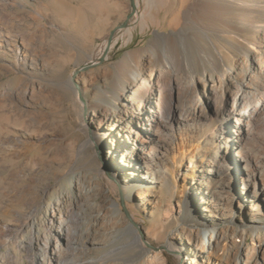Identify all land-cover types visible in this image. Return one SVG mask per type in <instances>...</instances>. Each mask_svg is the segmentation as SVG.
<instances>
[{
	"label": "rangeland",
	"instance_id": "rangeland-1",
	"mask_svg": "<svg viewBox=\"0 0 264 264\" xmlns=\"http://www.w3.org/2000/svg\"><path fill=\"white\" fill-rule=\"evenodd\" d=\"M136 2L145 8V0ZM180 2L171 0L160 12L155 10L156 22L143 26L135 19L132 0H0L3 21L11 26V33L18 31L27 37L25 45L31 55V63L23 66L10 50L0 48V264H41L45 242L38 244L36 236L51 235L46 214L54 207L72 239L61 242L66 248L62 264H192L195 258L199 264H208L207 252H202V258L192 253L177 256L166 248L170 238L180 246L181 240L173 239L178 224L199 228L204 220L201 213L211 218L210 212L217 214L219 210L226 217L223 222L216 219L221 228L248 226L254 213L264 217L260 203L264 194L259 183L256 187L255 182L246 185L243 181L245 161L235 149L229 153L232 158L224 160L223 177L211 173L227 191L219 210L215 204L218 198L204 193L208 181L196 189L193 174L199 163L204 164L201 151L208 147L212 153L222 145L220 155L227 150L228 142L220 139L218 132L213 133L214 142L200 145L193 140L190 147L183 146L178 130L174 133L167 165L175 167L179 189L170 201L167 184H158L148 195L152 204L145 206L138 194L145 184L130 187L129 195L120 187L125 184L122 176L140 160L123 162L119 154L113 157L111 140L102 150L91 141L83 148L92 130H84L81 123L83 103L97 97L98 86L111 82L114 64L128 51L147 47L157 32L172 31L168 21ZM127 20L128 25L118 29L109 44L112 30ZM128 28L133 34L126 31ZM105 45L104 56L94 61ZM32 62L39 67H33ZM197 90H204V85L198 84ZM179 96L177 89L170 91L166 108L176 106ZM214 107L208 104L210 112ZM196 122L205 124L206 129L218 123L199 117ZM262 128L264 124L260 123L254 129L247 154L252 155L253 167L264 172ZM192 150L196 153L191 158ZM91 179L97 189L87 193L86 189L92 188ZM186 182L190 188L185 193ZM260 207L262 211L254 210ZM101 212L108 222L97 220ZM132 226L138 228L146 250L136 241ZM158 229H162L163 237ZM96 236L105 241L87 253L88 237ZM259 237H264V228L251 231L247 243L256 244ZM210 260L218 261L213 257Z\"/></svg>",
	"mask_w": 264,
	"mask_h": 264
},
{
	"label": "bare ground",
	"instance_id": "bare-ground-1",
	"mask_svg": "<svg viewBox=\"0 0 264 264\" xmlns=\"http://www.w3.org/2000/svg\"><path fill=\"white\" fill-rule=\"evenodd\" d=\"M145 1L144 9L137 1L135 11V19L143 26L154 24L157 20L155 10L160 12L171 2ZM180 1L168 21L172 31L165 34L157 32L147 47L128 51L114 64L111 82L105 81L103 86H98L97 97L83 103L81 123L84 130L92 129L83 148L91 141L102 150V146L111 140L114 142L110 150L114 151L113 157L119 154L123 162L140 160L126 172V176H122L125 184L121 183L120 187L129 195L130 187L145 184L144 189H138L142 205L145 206L146 203L152 204L148 195L156 185L167 184L170 201L179 189L174 175L175 167L167 165L174 133L178 130L183 146L190 147L193 140L202 145L214 142L213 133L218 132L220 139L225 138L228 142L225 147L229 150H223L220 155L223 145L212 153L205 147L201 151V162L204 164L199 163L193 174L196 189L200 185L203 188L208 181L204 193L218 198L215 203L218 211L227 198V191L225 186L213 179L211 173H219L223 177L221 171L224 170V163L227 158H232L230 155L234 149L240 160L245 161L243 181L246 185L255 182L256 187L259 183V190L264 194V172L253 167L252 155L247 154L254 129L260 123L264 124V0ZM3 19L5 16L0 15V48L10 50L16 62L27 65L31 59L30 50L25 45L27 37L15 30L11 33V26ZM126 31L133 34L132 28ZM105 47L94 61L104 56ZM31 65L39 67L36 62ZM200 83L204 85V90H197ZM173 89L178 90L181 99L176 106L167 109L165 99H168V93ZM208 104L215 106L212 112L208 110ZM198 117L218 123L206 129L205 124L196 122ZM191 153L192 158L196 152L192 150ZM233 157L237 158L236 154ZM92 181L89 180L92 188H85L87 193L97 189ZM113 188L116 189V185ZM163 188L160 190L163 191ZM189 188L186 182L183 191L186 193ZM260 203L264 207V199ZM206 208L211 211L209 206ZM157 209L160 212L161 205ZM220 212L214 214L211 211V218L201 213L204 220L199 228L188 229L184 224H178V234L173 239L181 240L180 246L170 238L166 248L177 256L192 253L202 258V252H207L208 264H264V237H259L256 244L247 243V235L251 231L264 228V217L260 218L257 215L259 213H254L248 226L239 229L228 226L221 228V223H217L216 219L223 222L226 217L225 213ZM117 214H120L119 211ZM96 216L100 223L108 222L104 213ZM46 220L52 227L51 235L36 236L38 244L43 240L45 242L41 264H62L66 248L61 242L64 239L70 242L72 239L57 208L47 210ZM131 228L139 246L146 250L138 228ZM158 233L163 237L162 229H158ZM238 236L240 238L236 239ZM87 241L86 252L92 253L105 240L96 236L88 237ZM158 253L160 251H156ZM212 257L218 261H211ZM191 263L199 264L196 258Z\"/></svg>",
	"mask_w": 264,
	"mask_h": 264
},
{
	"label": "water",
	"instance_id": "water-1",
	"mask_svg": "<svg viewBox=\"0 0 264 264\" xmlns=\"http://www.w3.org/2000/svg\"><path fill=\"white\" fill-rule=\"evenodd\" d=\"M132 5H133V8H134V10H135V9H136V3H135V0H132ZM127 25H128V20L125 21L124 23H122L121 25L117 26L114 30H112V32H111V34H110V36H109V38H108V42H109V44H110L111 41L113 40V38H114L116 32L118 31V29H120V28H122V27H126ZM103 59H105V58H102L101 60H103ZM122 202L124 203V200H122Z\"/></svg>",
	"mask_w": 264,
	"mask_h": 264
}]
</instances>
